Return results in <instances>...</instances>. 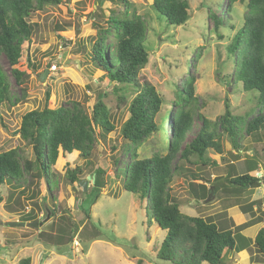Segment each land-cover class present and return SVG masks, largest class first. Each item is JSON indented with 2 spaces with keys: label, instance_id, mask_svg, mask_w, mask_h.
<instances>
[{
  "label": "rangeland",
  "instance_id": "rangeland-1",
  "mask_svg": "<svg viewBox=\"0 0 264 264\" xmlns=\"http://www.w3.org/2000/svg\"><path fill=\"white\" fill-rule=\"evenodd\" d=\"M129 1L134 12L147 22L146 45L150 56L140 72V79L153 84L167 100L158 116V124L168 121L176 110L172 104L178 87L190 72L196 77L199 101L188 140L193 139L202 126L199 115L217 119L225 112L227 99L236 114L244 116L252 108L258 113V101L254 99L257 92H246L241 84L231 83L235 66L228 47L243 24L246 3L237 2L228 12L227 0H189L187 22L173 26L159 16L153 0ZM124 10L121 0H61L33 13L31 21L35 23V33L32 42L23 46L22 58L16 66L28 73L24 85H18L7 58L0 53V64L11 77L13 101L18 99L14 104L0 106V152L19 148L29 158H35L32 147L26 146L17 130L25 113L45 108L48 90L52 108L72 107L77 101L91 113L102 99L110 107L116 125L110 133L97 132L90 165L78 151L72 154L61 151L53 168L57 174L53 188L48 187L46 177L41 175L28 176L27 182L18 187L7 182L0 188V264H17L24 257H31L32 264H136L138 259H143V264H172L157 260L166 230L148 217L147 199L127 191L123 179L117 175L119 169L131 162L134 148L121 132L130 111L128 105L118 106V95L125 93L130 102L133 87L128 89L111 81L107 72L98 68L92 59L91 47L98 30L107 28L109 19L121 17ZM210 10L225 20L218 32L209 16ZM113 40L110 35L109 41ZM83 45L88 47L86 51ZM202 46L204 49L198 56ZM46 70V77L42 79ZM120 87L124 90L118 91ZM164 131L166 133V129ZM238 138L242 143L238 157L232 155L236 151L226 136L225 152L220 155L209 150L207 156L212 162L204 167L201 163L196 170L211 181L207 198L210 200H197L191 194L189 180L182 176H176L171 183L172 195L189 215L208 217L225 211L236 225L252 217L262 218V222L244 231L254 237L264 224V132L256 140L244 130ZM168 143V137L155 133L138 147V156L151 157L157 151L165 154ZM256 165L263 176L262 185L253 191L249 203H258L254 206L255 214L245 213L242 205L248 193L242 195L228 190L229 181L217 182L215 186L213 179L222 177L224 181L229 169L233 174L242 175ZM76 167L84 169L82 178L87 179L84 182L87 189L70 182L67 171ZM98 168L104 170L105 187L101 193L95 190L93 182ZM89 208L91 219L86 214ZM28 215L37 220H25ZM35 221L40 224H30ZM19 222L24 225L17 224ZM255 257V262L264 264V256L257 255L254 248L243 253L229 252L225 261L226 264H251Z\"/></svg>",
  "mask_w": 264,
  "mask_h": 264
},
{
  "label": "trees",
  "instance_id": "trees-1",
  "mask_svg": "<svg viewBox=\"0 0 264 264\" xmlns=\"http://www.w3.org/2000/svg\"><path fill=\"white\" fill-rule=\"evenodd\" d=\"M121 1L125 6L124 14L119 18L111 17L108 27L98 30L91 52L95 65L107 72L111 81L127 86L126 88L133 87L134 96L130 102L125 93L118 95V106L128 105L130 111V117L123 124L121 132L123 138L131 142L134 148L131 162L119 169L117 175L123 179L127 191L147 199L148 217L166 230L157 260L172 264H226L229 252H242L250 248H254L257 255L264 256V224L253 238L243 233L248 227L262 222V218L252 217L245 223L236 225L225 211L208 217L189 215L182 211L181 202L173 197L171 187L176 176H182L189 180L191 194L197 200L208 201L211 181L196 171L201 163L204 167L212 162L207 152L213 149L216 153L223 154L224 138L228 136L237 153L232 155L238 157L242 147L238 138L241 132L245 130L256 140L264 132V0H227L228 12L232 11L237 2L246 3L247 6L243 24L228 47L235 66L231 83L241 84L246 92H257L254 99L258 101V113L255 114L256 109L252 108L244 116L236 114L227 99L225 112L217 119L199 115L203 123L191 140L188 139L194 127L199 101L195 91L196 77L190 72L183 80L172 104L176 110L168 121L163 120L158 124V116L163 112L167 100L153 84L140 79V72L147 65L150 56L146 45L147 22L143 16L134 12L135 8L129 0ZM59 2L61 0H0V53L7 58L18 85H24L28 76L27 71L16 66L22 58L23 46L32 42L35 33L36 27L31 16L36 11L43 10L46 5ZM153 7L159 16L173 26L186 23L190 15L189 0H153ZM209 16L218 32L225 25V20L213 10L209 11ZM231 27L234 29L233 25ZM110 35L113 36V41H109ZM82 49L86 51L88 47L83 45ZM203 49V46L199 48L198 56ZM123 90L124 87L118 88V91ZM50 97L51 92L48 90L45 108L29 111L22 118L20 135L26 146L32 147L35 158H29L19 148L0 152V188L7 182L15 187L21 186L27 182L28 176L34 175L46 177L48 187L53 188L57 179L53 168L61 151L66 154L78 151L80 157L90 165L98 140L97 132L102 130L110 133L116 129L111 109L102 99L89 113L77 101L72 107L52 108L49 104ZM17 101L18 99L13 101L11 77L0 64V106ZM162 117L167 118L164 114ZM158 132L170 140L166 145L167 152L163 154L157 151L151 157L139 158L138 147ZM228 171L224 181H221L222 177L213 179L214 185L229 181L231 188H227L228 190L242 195L248 193L242 208L245 213L255 214L254 206L258 202L249 203V200L253 191L262 185L260 181L263 176L259 165L252 166L242 175L233 174L230 169ZM83 174L82 167L67 171L70 182L79 183L82 187L87 180L82 178ZM103 174L104 170L98 168L93 180L95 190L100 193L105 187ZM89 211L90 208L86 210V214L91 219ZM24 219L37 220L33 215ZM255 260L256 257L251 264H259ZM17 264H32V258H21ZM136 264H143V259H138Z\"/></svg>",
  "mask_w": 264,
  "mask_h": 264
},
{
  "label": "water",
  "instance_id": "water-1",
  "mask_svg": "<svg viewBox=\"0 0 264 264\" xmlns=\"http://www.w3.org/2000/svg\"><path fill=\"white\" fill-rule=\"evenodd\" d=\"M188 18H189V16H188ZM46 73H47V70H46L44 73H42V76H41L42 79H44V78L46 77ZM17 132L20 133V129H18ZM93 180H94V179H93ZM81 183H83V182H81ZM83 185H84V188L87 189V183H83ZM210 199H211V198H209L208 200H210ZM17 224L24 225L23 222H19V223H17ZM30 224H33V226H37V225L40 224V223L37 222V221H35V222H33V223H30Z\"/></svg>",
  "mask_w": 264,
  "mask_h": 264
},
{
  "label": "crops",
  "instance_id": "crops-1",
  "mask_svg": "<svg viewBox=\"0 0 264 264\" xmlns=\"http://www.w3.org/2000/svg\"><path fill=\"white\" fill-rule=\"evenodd\" d=\"M250 219H251V218H250ZM250 219H249V220H250ZM259 223H260V222H259ZM242 224H243V223H242ZM256 224H257V223H256ZM254 225H255V224H254ZM252 226H253V225H252ZM250 227H251V226H250ZM248 228H249V227H248ZM248 228H247V229H248ZM245 230H246V229H245ZM245 230H244V231H245ZM244 231H243V233H244ZM244 234H245V233H244ZM245 235H246V234H245ZM246 236H248V235H246ZM249 237H250V236H249ZM254 237H255V236H254ZM252 238H253V237H252ZM237 253H243V251H242V252H237ZM245 255H247V253H246Z\"/></svg>",
  "mask_w": 264,
  "mask_h": 264
}]
</instances>
